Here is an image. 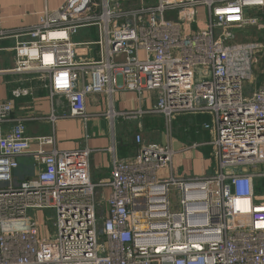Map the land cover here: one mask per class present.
<instances>
[{
  "label": "built area",
  "instance_id": "2783aa9c",
  "mask_svg": "<svg viewBox=\"0 0 264 264\" xmlns=\"http://www.w3.org/2000/svg\"><path fill=\"white\" fill-rule=\"evenodd\" d=\"M249 27L264 32V0H67L24 32L0 31V44L15 41L0 48L13 53L0 77L43 83L50 103L60 99L65 110L11 119L12 101L0 102V264H264V86L245 90L264 60V36L234 44L228 31L219 35ZM85 30L96 40H72ZM93 48L96 59L79 55ZM119 92L141 103L152 93L155 104L117 112ZM92 96L105 98L95 117L113 136L110 177L97 184L91 150L59 151L54 135L57 121L88 122ZM152 115L168 140L178 117H209L202 130L211 135L212 174L175 175L170 143L146 144L140 134L134 157L120 160L116 120ZM32 122L49 123L51 134L27 137ZM22 158L38 171L16 183ZM45 212L54 215L52 239L38 225Z\"/></svg>",
  "mask_w": 264,
  "mask_h": 264
},
{
  "label": "crops",
  "instance_id": "0c3cea01",
  "mask_svg": "<svg viewBox=\"0 0 264 264\" xmlns=\"http://www.w3.org/2000/svg\"><path fill=\"white\" fill-rule=\"evenodd\" d=\"M67 0H0V31L24 32L38 23V15L44 11H54ZM94 31V30H88ZM96 33V32H95ZM83 35H78L72 40L74 42L91 41ZM24 40V38H22ZM96 40V38L94 39ZM92 40V41H94ZM15 45L13 39L1 42V49H12ZM93 53L79 51V55L86 59H96V50ZM1 66L9 65L13 67V53L10 51L0 52ZM5 68V69H9ZM17 86L10 92L1 84L0 81V102L12 101L13 113L11 119H16L25 115H38L47 117L52 111L55 114L65 112L60 99H54L51 104L48 92L43 83L31 80L29 77H17ZM2 85V86H1ZM16 89L27 91L28 95L21 99H13L11 93ZM142 103L138 101L134 93L119 92L115 96V109L117 112H134L139 107L150 109L155 104V96L152 93L142 95ZM105 111V98L102 96L88 97L86 101V112L90 116L88 122L83 123L77 119L60 120L55 123L54 135L56 148L59 151H75L88 148L91 150L89 157V177L92 183H99L107 180L111 173V153L109 148L112 146L113 136L107 121L102 117H95ZM178 118L173 122L172 139L168 140L165 134L163 120L159 116H145L141 119L122 120L117 119L114 127V139L116 143V155L120 160L132 159L136 152L134 136L140 134L144 143L167 144L176 151L172 161L173 173L183 177H200L211 175L215 164L211 157V148L208 143L211 135L207 131L192 130V133L183 134L185 126L191 125L188 120ZM186 118V117H185ZM207 116H198L194 119L196 127L204 123H209ZM178 127L176 129L175 127ZM7 124L6 129H9ZM52 128L47 122H32L27 125L26 135L33 139L40 136L50 135ZM192 144L202 145L196 150H186ZM33 148L35 143L32 142ZM206 145V146H204ZM47 147L46 150H50ZM200 150H204L201 152ZM206 151V153H205ZM210 159V163L204 156ZM19 169L15 172L16 183H21L35 177L30 158L19 160ZM166 172L163 173L165 175Z\"/></svg>",
  "mask_w": 264,
  "mask_h": 264
},
{
  "label": "rangeland",
  "instance_id": "374dc122",
  "mask_svg": "<svg viewBox=\"0 0 264 264\" xmlns=\"http://www.w3.org/2000/svg\"><path fill=\"white\" fill-rule=\"evenodd\" d=\"M225 31H228L226 33H230V37H232V40L230 41L231 43L234 44H248V43H253V42H261L262 38L264 36V32L262 30H257L255 28H231V30H224V31H220L219 35L222 33H225ZM83 35L84 37L88 36V40H94L96 38V33L95 31H81L78 33V35ZM77 35V36H78ZM229 37V38H230ZM94 49V48H93ZM93 53V52H91ZM9 65L6 66H1L0 64V70L1 69H5V68H9ZM17 77H12V76H7V77H0V81L1 84L4 85V87L7 89L8 92H10L12 89H14L17 86ZM2 86V85H1ZM260 86H264V60L262 61V63H258L256 64L253 69H252V78L249 81V83L246 84V93L251 94L256 88L260 87ZM178 119V118H177ZM176 119V120H177ZM182 119V118H180ZM185 120H188L191 122V125L189 126H185V130H183V134L188 135L189 133H192V130L194 129V131H196V124H194V119L195 117H186L183 118ZM179 126L175 127L176 129H178ZM196 129V130H195ZM188 133V134H187ZM201 152H204V150H200ZM206 153V151H205ZM207 154H205L204 158L205 160L208 161V163H210V159L207 158L206 156ZM264 188V183H262L261 188L263 190ZM260 191L258 190V193ZM170 200L172 202V209L177 210V206H176V202H177V198L174 194V191H171V197ZM37 221H38V225L41 229V235L42 238H47L49 236H51V239L54 236V228H53V222H54V215L52 212H45V213H40L37 216ZM102 241L99 240V244H101Z\"/></svg>",
  "mask_w": 264,
  "mask_h": 264
},
{
  "label": "trees",
  "instance_id": "16d2710c",
  "mask_svg": "<svg viewBox=\"0 0 264 264\" xmlns=\"http://www.w3.org/2000/svg\"><path fill=\"white\" fill-rule=\"evenodd\" d=\"M185 117H190V116H183V118H185ZM192 117H198V116H192ZM178 118H181V117H178ZM202 125H199V126L196 127L197 131L198 130H202ZM202 131H204V130H202Z\"/></svg>",
  "mask_w": 264,
  "mask_h": 264
},
{
  "label": "bare ground",
  "instance_id": "6f19581e",
  "mask_svg": "<svg viewBox=\"0 0 264 264\" xmlns=\"http://www.w3.org/2000/svg\"><path fill=\"white\" fill-rule=\"evenodd\" d=\"M52 37H57L56 35L52 36Z\"/></svg>",
  "mask_w": 264,
  "mask_h": 264
}]
</instances>
